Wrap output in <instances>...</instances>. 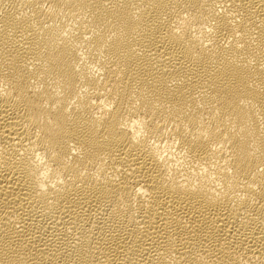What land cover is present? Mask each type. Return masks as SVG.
Segmentation results:
<instances>
[{"label": "bare ground", "instance_id": "obj_1", "mask_svg": "<svg viewBox=\"0 0 264 264\" xmlns=\"http://www.w3.org/2000/svg\"><path fill=\"white\" fill-rule=\"evenodd\" d=\"M0 264H264V0H0Z\"/></svg>", "mask_w": 264, "mask_h": 264}]
</instances>
